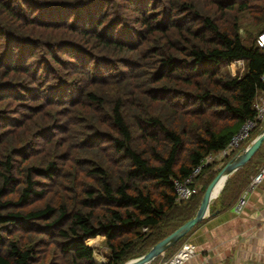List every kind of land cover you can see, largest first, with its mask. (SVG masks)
I'll list each match as a JSON object with an SVG mask.
<instances>
[{"label": "trees", "instance_id": "16d2710c", "mask_svg": "<svg viewBox=\"0 0 264 264\" xmlns=\"http://www.w3.org/2000/svg\"><path fill=\"white\" fill-rule=\"evenodd\" d=\"M263 29L264 0H0V264H99L98 235L104 264H120L194 216L219 161L187 199L174 178L255 114ZM260 147L224 206L260 169Z\"/></svg>", "mask_w": 264, "mask_h": 264}, {"label": "crops", "instance_id": "0c3cea01", "mask_svg": "<svg viewBox=\"0 0 264 264\" xmlns=\"http://www.w3.org/2000/svg\"><path fill=\"white\" fill-rule=\"evenodd\" d=\"M260 153L262 167L264 142L260 147ZM247 162L227 176L224 182L222 181L212 201V208L217 209V212L197 223L171 255L176 256L184 249V245L191 244L193 252L181 264H204L205 261L213 264H264V179L250 189H248L249 182L239 192L236 201L229 205L224 206L227 201H222L228 180L233 181L231 188L234 189L235 181L238 179L237 170ZM224 163L219 161L215 167L220 168ZM246 188L248 189L246 203L242 210L237 212L236 204ZM165 261L163 256L160 264H164Z\"/></svg>", "mask_w": 264, "mask_h": 264}, {"label": "built area", "instance_id": "2783aa9c", "mask_svg": "<svg viewBox=\"0 0 264 264\" xmlns=\"http://www.w3.org/2000/svg\"><path fill=\"white\" fill-rule=\"evenodd\" d=\"M256 43L259 47L264 48V29L257 35ZM261 79L264 82V71L261 75ZM254 107L255 114L252 117L245 118L239 129L232 135L229 142L223 149H221L217 153H209L208 155H206L202 159V161L194 166L190 173L187 174L184 178H174V189L176 198L178 200L187 199L198 192V190L200 189V185L194 183V178L201 172L205 164L212 163L213 161H221L223 163L222 159L225 156L236 152L240 148V145L248 139L252 130L259 123H264V90H262L258 95ZM263 179L264 165L255 175H253L248 185V189L260 183ZM248 189L246 188L245 193H243L238 199V202L236 204L237 212H240L244 204L246 203V193ZM192 248L193 246L191 244L184 245V249H182L174 258H172L170 261L165 262L164 264H181L184 259L188 258L191 255V253L193 252ZM204 264L213 263L205 261Z\"/></svg>", "mask_w": 264, "mask_h": 264}, {"label": "water", "instance_id": "95a60500", "mask_svg": "<svg viewBox=\"0 0 264 264\" xmlns=\"http://www.w3.org/2000/svg\"><path fill=\"white\" fill-rule=\"evenodd\" d=\"M264 141V127L247 145L241 147L234 156L226 161L219 169L215 177L206 187L201 198L199 207L194 216L187 219L183 224L161 239L147 252L140 256L124 260L120 264H149L158 255L163 254L165 249L185 235L198 221L205 219L208 215L217 212L211 209V203L218 191L217 185L221 178L225 180L234 170L250 159ZM224 182V181H223ZM175 257V256H174ZM173 257V258H174ZM108 261V260H107ZM106 261V262H107Z\"/></svg>", "mask_w": 264, "mask_h": 264}, {"label": "rangeland", "instance_id": "374dc122", "mask_svg": "<svg viewBox=\"0 0 264 264\" xmlns=\"http://www.w3.org/2000/svg\"><path fill=\"white\" fill-rule=\"evenodd\" d=\"M241 23L243 26L248 27L251 26L257 31L260 30L259 28L262 27V25H257L255 24L253 14L250 12H246L241 20ZM241 32L245 34V30L242 28ZM232 62L224 68V72H231V73H236L237 70H243L244 68V63L242 60H239L237 62L234 61L233 66H231ZM239 150V149H238ZM237 150V151H238ZM94 238V237H93ZM96 241L90 238L88 240V243L93 244L95 246V251H94V259L99 263V264H104L107 260H109V257L107 256L106 253V248H105V242H104V236L102 237L101 235L96 236ZM95 239V238H94ZM174 256V255H173ZM165 257L166 261H170V259L173 257Z\"/></svg>", "mask_w": 264, "mask_h": 264}, {"label": "bare ground", "instance_id": "6f19581e", "mask_svg": "<svg viewBox=\"0 0 264 264\" xmlns=\"http://www.w3.org/2000/svg\"><path fill=\"white\" fill-rule=\"evenodd\" d=\"M233 65H235L234 62H232L231 66H233ZM223 180H224V179L221 178L220 182L218 183V185H217V188H218V189L220 188L219 186H221V183H222ZM94 238H95V239H94ZM94 238H92V239L96 241L97 238H96V237H94Z\"/></svg>", "mask_w": 264, "mask_h": 264}]
</instances>
